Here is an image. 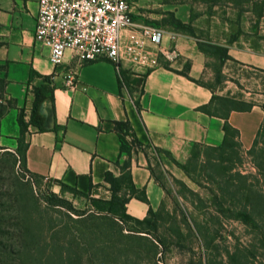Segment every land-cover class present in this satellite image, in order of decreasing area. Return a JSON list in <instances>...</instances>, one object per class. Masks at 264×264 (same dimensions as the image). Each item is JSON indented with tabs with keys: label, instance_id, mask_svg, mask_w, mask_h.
I'll use <instances>...</instances> for the list:
<instances>
[{
	"label": "crops",
	"instance_id": "0c3cea01",
	"mask_svg": "<svg viewBox=\"0 0 264 264\" xmlns=\"http://www.w3.org/2000/svg\"><path fill=\"white\" fill-rule=\"evenodd\" d=\"M128 1L133 30L162 29V46L177 57L118 71L109 60L80 63L68 52L57 66L35 39L39 0H0V65L11 100L1 133L8 116L19 123L23 111L30 121L41 89L55 126L44 127L43 101L44 130L29 124L25 131L27 170L85 193L110 190L107 174L128 173L136 192L123 183L126 210L143 220L164 200L158 168L189 165L202 149L231 140L230 132L249 149L264 128L263 105L239 86L250 72L264 75V0ZM134 31L124 30L125 39ZM69 77L72 87L64 85ZM117 122L128 123L143 146H133Z\"/></svg>",
	"mask_w": 264,
	"mask_h": 264
},
{
	"label": "rangeland",
	"instance_id": "374dc122",
	"mask_svg": "<svg viewBox=\"0 0 264 264\" xmlns=\"http://www.w3.org/2000/svg\"><path fill=\"white\" fill-rule=\"evenodd\" d=\"M239 86L264 107V75ZM2 118L0 264H264V131L255 151L230 132L228 146L202 149L187 168H158L165 196L150 227L109 210L112 187L83 195L31 174L26 133L11 116L1 133Z\"/></svg>",
	"mask_w": 264,
	"mask_h": 264
},
{
	"label": "built area",
	"instance_id": "2783aa9c",
	"mask_svg": "<svg viewBox=\"0 0 264 264\" xmlns=\"http://www.w3.org/2000/svg\"><path fill=\"white\" fill-rule=\"evenodd\" d=\"M132 17L128 0H39L35 39L49 49V60L57 66L68 52L80 63L109 60L118 71L123 63L152 68L162 54L178 56L162 46V29L143 26L134 31ZM124 30L134 34L125 39ZM74 82L69 77L64 85Z\"/></svg>",
	"mask_w": 264,
	"mask_h": 264
},
{
	"label": "trees",
	"instance_id": "16d2710c",
	"mask_svg": "<svg viewBox=\"0 0 264 264\" xmlns=\"http://www.w3.org/2000/svg\"><path fill=\"white\" fill-rule=\"evenodd\" d=\"M1 45V44H0ZM3 68L4 66L0 65V85L3 91H5V87H6V77L3 75ZM48 96H46L45 94H43L41 89H35V103H33V112H32V116L29 122H27L24 118V113L23 111L20 112L19 115V126L21 128V133L23 134L26 129L27 126L29 124H33V126L38 127L40 130H44L43 128V118L42 115L40 114V104L45 101V99H47ZM2 108V106H1ZM3 112H1V116H3L6 113V109L2 108ZM130 125L128 123H122V122H117V129L119 131H121L123 134L125 135H129L132 138V144L133 146H137V147H142V143L137 139V137L135 136V134L133 133V131L130 129ZM264 128L261 129L260 133L258 134L255 142L253 143L252 149H254V151L258 148L259 145V138L261 133H263ZM230 143V140L225 141V144L223 146H221L220 148H215V149H221L223 147L228 146V144ZM130 149H127L125 146H123V150L122 152L128 151ZM23 164H24V168L27 170V166H26V158H25V147L23 150ZM191 163V162H190ZM188 165L186 166H182V167H186L187 168ZM28 171V170H27ZM159 178V177H158ZM106 180L107 182L110 183L111 185V189L113 190L114 194L112 196V198L109 200L108 204H109V210L111 212H113L114 214L118 215L119 217L121 216L122 218L129 220V221H133L136 222L140 225L143 226H152L151 220L152 218H156L158 217V211L154 212L153 210H150L149 216L147 218H144L143 220L141 219H136L133 218L131 215H129L127 213L126 210V203H127V197L125 196L126 193L124 194L123 191V183H126V186L128 187V190L130 191L131 194H135L136 189L133 185L129 184V175L128 173H125L122 177H114L112 174H107L106 176ZM160 181V179H159ZM63 187L71 189L73 191H75L78 194H85V192H81L79 190H77L75 187L72 186H68L65 185L63 183H61ZM121 193V194H120ZM242 221L243 222H249L251 219V213L247 210L242 211ZM160 242H162L160 240Z\"/></svg>",
	"mask_w": 264,
	"mask_h": 264
},
{
	"label": "water",
	"instance_id": "95a60500",
	"mask_svg": "<svg viewBox=\"0 0 264 264\" xmlns=\"http://www.w3.org/2000/svg\"><path fill=\"white\" fill-rule=\"evenodd\" d=\"M41 113L45 117L44 127L46 129H52L55 126V118L51 101H45L42 103Z\"/></svg>",
	"mask_w": 264,
	"mask_h": 264
}]
</instances>
